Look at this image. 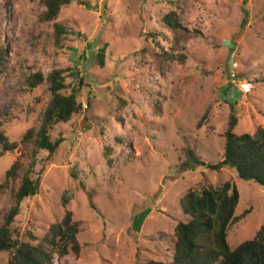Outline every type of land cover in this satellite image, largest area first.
Returning a JSON list of instances; mask_svg holds the SVG:
<instances>
[{"label": "rangeland", "instance_id": "1", "mask_svg": "<svg viewBox=\"0 0 264 264\" xmlns=\"http://www.w3.org/2000/svg\"><path fill=\"white\" fill-rule=\"evenodd\" d=\"M42 10L38 0H0V133L16 144L0 157V185L16 161L26 169L32 147L22 137L39 127L50 98L45 83L23 87L28 73L70 69L67 94L74 89L81 112L50 131L52 141L63 139L52 156H35L39 192L20 205L12 225L19 240L41 247L49 264H169L175 227L186 220L180 200L227 181L238 192L227 245L252 239L264 225V188L228 166L205 165L223 159L230 105L236 136L264 135V0H71L57 18L68 30L60 46L52 24L38 22ZM171 11L199 34L182 44L184 63L159 64L155 53L172 44L161 22ZM185 147L204 166L183 171ZM10 192L0 188V225ZM67 214L78 256L61 257L52 245L50 228ZM8 258L0 252V264Z\"/></svg>", "mask_w": 264, "mask_h": 264}, {"label": "trees", "instance_id": "2", "mask_svg": "<svg viewBox=\"0 0 264 264\" xmlns=\"http://www.w3.org/2000/svg\"><path fill=\"white\" fill-rule=\"evenodd\" d=\"M70 2L71 0H38L43 9L38 16V22L52 24V39L56 46H60L62 37L68 33L66 27L57 22V18L60 10ZM161 22L171 33L172 44L169 50L160 47L154 55V61L159 64L172 61L184 63L186 56L182 44L189 37L197 36L199 32L184 27L180 16L173 11L165 14ZM4 55V51L0 50V68L3 67ZM66 74L75 77L70 69H56L46 76L41 72H30L23 81V87L29 91L45 83L50 98L41 114L39 127L27 130L22 137L21 145L32 147L26 169L20 173L21 164L16 161L6 171L5 183L0 185V188H10L11 191L10 207L0 225V252L9 254L7 264L50 263L49 255L41 247L19 240L18 232L12 229V225L19 215L21 203L39 192L40 180L38 177H32L36 154L43 151L48 157L52 156L63 142L62 138L52 141L50 131L58 124L69 122L81 112L74 89L67 94L70 87L65 82ZM258 79L264 83V71ZM154 112H160L159 105L154 106ZM207 117L208 112H205L201 119L206 120ZM118 122L122 120L119 119ZM237 122L236 107L230 105L223 133V159L215 165L205 166L215 171L222 166H228L235 170L238 180L252 181L264 188V135L259 133L257 136H236L233 131ZM14 150L16 144L9 143L0 133V157L5 153H13ZM182 152L184 160L180 166L183 171L194 166H204L192 148L185 147ZM105 159L108 164L111 163L108 156L105 155ZM16 181H19L17 187L9 186V182L15 184ZM61 202L66 205L67 197L62 196ZM237 202L238 192L230 181L215 189L200 186L198 191H188L180 200V210L186 220L179 222L175 227L173 256L169 264H264V225L259 227L252 239L243 241L233 249L227 245V229L235 219ZM50 232L52 245L57 248L61 257L68 256L69 252L75 256L79 255L81 246L76 240L78 231L76 226L71 225L70 214L59 224L53 225ZM27 236L34 240L31 234L28 233Z\"/></svg>", "mask_w": 264, "mask_h": 264}]
</instances>
